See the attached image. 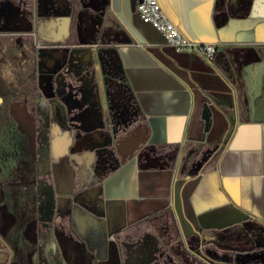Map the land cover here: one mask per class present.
<instances>
[{"label": "rangeland", "instance_id": "obj_1", "mask_svg": "<svg viewBox=\"0 0 264 264\" xmlns=\"http://www.w3.org/2000/svg\"><path fill=\"white\" fill-rule=\"evenodd\" d=\"M117 34L107 0H0V246L7 234L27 236L34 224L40 253L46 242L54 245L57 227L72 230L76 213L95 215L96 198L84 193L120 158L135 154L158 165L184 159L202 167L204 147L145 143L118 64L104 56ZM212 63L238 90L241 104L264 116V46L218 45ZM63 136L57 149L54 142ZM76 154L91 158L79 165ZM241 228L249 246L264 241V224ZM114 243L120 264H206L199 241L183 239L169 212L122 232ZM218 258L209 257L226 262ZM244 264H264V254H251Z\"/></svg>", "mask_w": 264, "mask_h": 264}, {"label": "crops", "instance_id": "obj_2", "mask_svg": "<svg viewBox=\"0 0 264 264\" xmlns=\"http://www.w3.org/2000/svg\"><path fill=\"white\" fill-rule=\"evenodd\" d=\"M139 1L107 0L119 40L104 56L118 64L141 117L145 143L204 147L209 153L202 167L193 161L185 165L184 159L158 165L135 154L120 158L84 193L86 199L96 198L95 215L76 213L72 230L66 233L57 227L54 245L46 242L40 253L34 224L19 240L7 234L11 248L7 264H112L114 259L120 264L114 238L164 212L170 213L183 239L199 241L208 258L227 256L228 249L242 246L226 237L229 229L247 222L264 224L261 109L250 112L244 107L238 90L212 60L166 44L158 30L139 18ZM157 1L190 40L264 46V0ZM65 141L63 136L54 146L60 149ZM124 149L120 147V153ZM90 158L75 155L83 166ZM258 240L255 243L264 247ZM4 260L0 253V262Z\"/></svg>", "mask_w": 264, "mask_h": 264}, {"label": "built area", "instance_id": "obj_3", "mask_svg": "<svg viewBox=\"0 0 264 264\" xmlns=\"http://www.w3.org/2000/svg\"><path fill=\"white\" fill-rule=\"evenodd\" d=\"M136 12L141 21L150 24L158 30L166 44L175 50L194 53L207 61H211L218 43H202L190 40L175 25L162 10L157 0H141L136 5ZM206 264H228L226 262H212L204 258Z\"/></svg>", "mask_w": 264, "mask_h": 264}, {"label": "trees", "instance_id": "obj_4", "mask_svg": "<svg viewBox=\"0 0 264 264\" xmlns=\"http://www.w3.org/2000/svg\"><path fill=\"white\" fill-rule=\"evenodd\" d=\"M236 230L240 231L241 235L235 237L233 240L231 238H228V239H231L234 243L241 242L242 246L231 248L228 250L226 249L228 252L227 254L229 255L219 256L220 258L218 259L232 263V264H244L246 263V260L248 259V257L251 254H253L254 250L256 251V253H258L260 250H257V248H253L254 250L247 249L248 246L245 243V236H244V232L242 228H236ZM232 232H233V229H229L227 231V233H229V236L232 234ZM208 243L209 245H211L210 242H207V241L203 242L204 245ZM259 245H262V244L260 243ZM211 257H216V256H211Z\"/></svg>", "mask_w": 264, "mask_h": 264}, {"label": "flooded vegetation", "instance_id": "obj_5", "mask_svg": "<svg viewBox=\"0 0 264 264\" xmlns=\"http://www.w3.org/2000/svg\"><path fill=\"white\" fill-rule=\"evenodd\" d=\"M38 105V104H37ZM39 106V105H38ZM243 230V232H244V236H245V243L247 244V243H249V242H252L251 240L252 239H250L249 237H248V233L244 230V229H242ZM239 235H241V233L240 232H238V230H233V232H232V234L228 237V238H231V239H234L235 237H237V236H239ZM255 243V242H254ZM260 243H258V245H259ZM256 244H251L250 246L247 244V246H248V248L247 249H253V248H257V250H260L258 253H256V251L254 250V252H253V254H257V255H259V254H264V247H262L261 245L260 246H258V247H256L255 246ZM0 253H2V256H5V260L3 261V262H0V264H7V262H8V260H9V258H10V256H11V248H10V245H9V243L7 242V241H3L2 243H1V246H0ZM207 256H205L204 258H206ZM250 257V256H249ZM227 263H229V262H227ZM112 264H117V261H115V259L112 261Z\"/></svg>", "mask_w": 264, "mask_h": 264}, {"label": "water", "instance_id": "obj_6", "mask_svg": "<svg viewBox=\"0 0 264 264\" xmlns=\"http://www.w3.org/2000/svg\"><path fill=\"white\" fill-rule=\"evenodd\" d=\"M202 118L204 119L205 124L207 126L209 123V112L207 111V108L205 105L203 106V109H202Z\"/></svg>", "mask_w": 264, "mask_h": 264}]
</instances>
